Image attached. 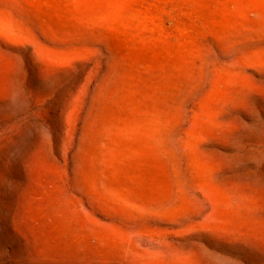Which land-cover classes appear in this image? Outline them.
Returning a JSON list of instances; mask_svg holds the SVG:
<instances>
[{
  "label": "rangeland",
  "instance_id": "1",
  "mask_svg": "<svg viewBox=\"0 0 264 264\" xmlns=\"http://www.w3.org/2000/svg\"><path fill=\"white\" fill-rule=\"evenodd\" d=\"M0 264H264V0H0Z\"/></svg>",
  "mask_w": 264,
  "mask_h": 264
}]
</instances>
